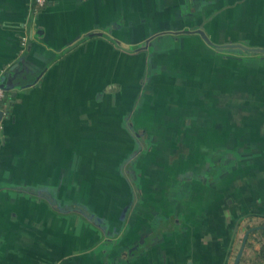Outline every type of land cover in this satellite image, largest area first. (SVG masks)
Segmentation results:
<instances>
[{
	"label": "crops",
	"instance_id": "1",
	"mask_svg": "<svg viewBox=\"0 0 264 264\" xmlns=\"http://www.w3.org/2000/svg\"><path fill=\"white\" fill-rule=\"evenodd\" d=\"M0 85V264H264V0H0Z\"/></svg>",
	"mask_w": 264,
	"mask_h": 264
},
{
	"label": "built area",
	"instance_id": "2",
	"mask_svg": "<svg viewBox=\"0 0 264 264\" xmlns=\"http://www.w3.org/2000/svg\"><path fill=\"white\" fill-rule=\"evenodd\" d=\"M46 2L47 0H33L34 13H37L41 8H43ZM23 44H24V41H23ZM4 97H5V89L0 85V111H2V116L5 113ZM1 117H0V126H1Z\"/></svg>",
	"mask_w": 264,
	"mask_h": 264
},
{
	"label": "water",
	"instance_id": "3",
	"mask_svg": "<svg viewBox=\"0 0 264 264\" xmlns=\"http://www.w3.org/2000/svg\"><path fill=\"white\" fill-rule=\"evenodd\" d=\"M2 116V111H0V117ZM247 237V233L246 235L244 236V240L246 239ZM243 246L241 247L239 253L237 254V256L235 257V260H234V263L233 264H238L239 262V258H240V255H241V250H242Z\"/></svg>",
	"mask_w": 264,
	"mask_h": 264
},
{
	"label": "trees",
	"instance_id": "4",
	"mask_svg": "<svg viewBox=\"0 0 264 264\" xmlns=\"http://www.w3.org/2000/svg\"><path fill=\"white\" fill-rule=\"evenodd\" d=\"M254 231L258 232V231H260V229H255V230L251 231L249 236H248V239L252 237V232H254ZM248 239L246 241V244H248V242H249ZM261 255H262L263 260H264V246H262V248H261Z\"/></svg>",
	"mask_w": 264,
	"mask_h": 264
}]
</instances>
